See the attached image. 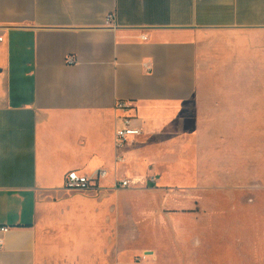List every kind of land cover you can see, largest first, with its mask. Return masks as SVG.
<instances>
[{
    "label": "crops",
    "instance_id": "crops-1",
    "mask_svg": "<svg viewBox=\"0 0 264 264\" xmlns=\"http://www.w3.org/2000/svg\"><path fill=\"white\" fill-rule=\"evenodd\" d=\"M0 37V264H61L96 242L53 201L69 170L229 164L189 189L223 190L264 218V0H0ZM118 100L141 129L120 162ZM44 223L57 246H42Z\"/></svg>",
    "mask_w": 264,
    "mask_h": 264
},
{
    "label": "rangeland",
    "instance_id": "rangeland-1",
    "mask_svg": "<svg viewBox=\"0 0 264 264\" xmlns=\"http://www.w3.org/2000/svg\"><path fill=\"white\" fill-rule=\"evenodd\" d=\"M227 165L199 162L189 176L185 162L173 165V172L170 164L160 163L158 171L133 175L121 165L96 190L64 188L53 201L84 216L73 226L77 237L93 226L97 240L82 244L74 257L67 249L61 264H264V218L255 222L254 204L239 205L244 201L220 189H189L193 178L209 184L207 176L229 169ZM125 178L129 187L115 185ZM257 197L255 206L264 213V194ZM246 201L254 202V196ZM58 234L56 226L41 225L44 249L58 245ZM58 260L50 259L52 264Z\"/></svg>",
    "mask_w": 264,
    "mask_h": 264
},
{
    "label": "built area",
    "instance_id": "built-area-1",
    "mask_svg": "<svg viewBox=\"0 0 264 264\" xmlns=\"http://www.w3.org/2000/svg\"><path fill=\"white\" fill-rule=\"evenodd\" d=\"M111 15L107 16V22L111 21ZM142 40H146L145 35L141 36ZM2 38L0 37V41ZM71 61V58L68 59ZM115 109L122 112L119 116L120 124L115 129L114 133V146L116 151V161H124V156L120 152L128 146L132 140L141 134V129L133 125L134 119V106L132 102L128 100H118L115 103ZM108 176V170L106 168H98L90 174L79 173L76 170H69L64 175L63 185L68 190H89L94 189L98 186L101 180ZM120 187H129L130 181L128 179H122L115 183ZM9 227L1 226L0 232L8 231ZM2 246V240L0 238V248Z\"/></svg>",
    "mask_w": 264,
    "mask_h": 264
},
{
    "label": "bare ground",
    "instance_id": "bare-ground-1",
    "mask_svg": "<svg viewBox=\"0 0 264 264\" xmlns=\"http://www.w3.org/2000/svg\"><path fill=\"white\" fill-rule=\"evenodd\" d=\"M53 251V250H52ZM45 253V252H44Z\"/></svg>",
    "mask_w": 264,
    "mask_h": 264
}]
</instances>
